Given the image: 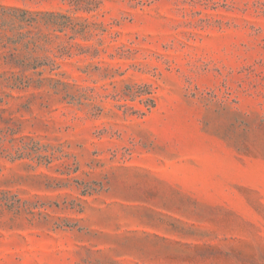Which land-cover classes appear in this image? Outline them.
<instances>
[{
    "label": "rangeland",
    "instance_id": "rangeland-1",
    "mask_svg": "<svg viewBox=\"0 0 264 264\" xmlns=\"http://www.w3.org/2000/svg\"><path fill=\"white\" fill-rule=\"evenodd\" d=\"M0 264H264V0H0Z\"/></svg>",
    "mask_w": 264,
    "mask_h": 264
}]
</instances>
